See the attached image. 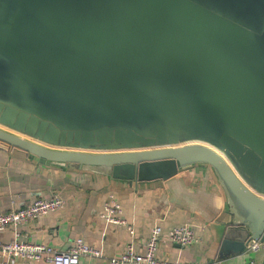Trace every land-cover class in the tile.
<instances>
[{"label": "water", "instance_id": "95a60500", "mask_svg": "<svg viewBox=\"0 0 264 264\" xmlns=\"http://www.w3.org/2000/svg\"><path fill=\"white\" fill-rule=\"evenodd\" d=\"M0 143L130 183L208 165L219 256L243 253L264 238V0H0Z\"/></svg>", "mask_w": 264, "mask_h": 264}, {"label": "crops", "instance_id": "0c3cea01", "mask_svg": "<svg viewBox=\"0 0 264 264\" xmlns=\"http://www.w3.org/2000/svg\"><path fill=\"white\" fill-rule=\"evenodd\" d=\"M54 194L65 200L63 208L33 219L19 228H7L3 241L18 232L21 241L46 243L67 250L76 239L99 247L103 257L82 256L80 264H111L134 240L139 250L155 224L163 233L157 256L162 260L196 261L202 264H239L243 253L220 257L221 242L231 214L224 191L213 169L197 164L179 171L168 180L133 182L118 180L88 169L57 163H41L23 151L0 143V214L32 204ZM116 197L126 225H114L102 217L105 202ZM191 223L201 241L184 248L171 242L168 232ZM134 229L131 234L128 227ZM261 262L264 251L256 255ZM11 264H50L14 258Z\"/></svg>", "mask_w": 264, "mask_h": 264}, {"label": "built area", "instance_id": "2783aa9c", "mask_svg": "<svg viewBox=\"0 0 264 264\" xmlns=\"http://www.w3.org/2000/svg\"><path fill=\"white\" fill-rule=\"evenodd\" d=\"M65 200L58 194L47 198H37L32 204L24 208H17L0 214V264H11L14 258L26 261H45L50 264H80L82 256L103 257L101 248L88 244L78 238L67 250H58L46 243H30L21 241L16 233L10 241H3L2 234L7 228H19L23 224L40 218L49 212L63 208ZM123 209L116 197L110 196L105 202L102 217L106 222L114 225H128L122 217ZM129 231L134 235V229L129 226ZM163 229L155 224L151 234L146 240L145 249L137 248L134 240L130 241L120 255L110 259L111 264H202L196 261L162 260L157 256L158 244L161 240ZM171 242L188 248L199 243L201 239L191 223L175 226L168 232ZM264 251V238L251 240L244 251L243 259L239 264H260L256 255Z\"/></svg>", "mask_w": 264, "mask_h": 264}]
</instances>
